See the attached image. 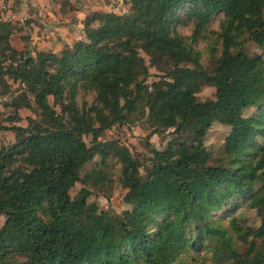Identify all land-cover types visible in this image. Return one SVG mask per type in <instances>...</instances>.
<instances>
[{
  "label": "trees",
  "instance_id": "obj_1",
  "mask_svg": "<svg viewBox=\"0 0 264 264\" xmlns=\"http://www.w3.org/2000/svg\"><path fill=\"white\" fill-rule=\"evenodd\" d=\"M129 1L131 11L124 15L95 12L96 27L87 18L85 40L61 56L13 48L11 23L0 21V88L6 93L10 82L19 84L11 105L20 109L30 93L48 118L45 126L33 120L29 127L12 126L15 144L0 148L5 217L0 264H184L183 256L202 246H208L215 264H264V187L256 192L252 187L264 182V155L252 159L250 154L256 137H264V61L243 53L239 42L248 35L264 43V0ZM184 7H189L188 21L196 24L193 39L216 14L224 17L221 53L212 71L181 66L194 59L191 44L176 31ZM141 51L155 64L166 59L174 65L167 77L153 82L151 92ZM203 81L215 88V100H199ZM81 92L94 93L100 108L81 110ZM156 92L162 95L155 98ZM136 107L141 114L148 108L155 124L193 140L168 152L154 150L146 176L137 159L117 149L124 200L134 211L98 213L87 207L88 189L74 198L70 190L82 181L99 137ZM250 108L258 111L244 117ZM215 122L231 126L244 146L213 162L204 139ZM235 195L250 196L248 207L262 221L261 241L250 240L235 217L230 228L212 220ZM239 245L247 249L242 252Z\"/></svg>",
  "mask_w": 264,
  "mask_h": 264
},
{
  "label": "rangeland",
  "instance_id": "obj_2",
  "mask_svg": "<svg viewBox=\"0 0 264 264\" xmlns=\"http://www.w3.org/2000/svg\"><path fill=\"white\" fill-rule=\"evenodd\" d=\"M28 3L33 7L34 13L30 17L29 8L26 6ZM45 3L48 4L47 7L50 10L43 7ZM23 4L24 7H22ZM54 9L62 15L52 16L49 14L50 12L55 13ZM188 9L189 7L181 9L176 31L188 44H191L194 49V59L181 64V66L212 71L217 65V59L221 53V42L218 33L221 30L220 27L224 17L222 13L216 14L200 35L193 39L196 24L188 21ZM130 11L129 0H3V5L0 7V21L11 23V45L13 48L20 51L27 50L33 55L38 52H53L54 48H59L60 51L56 54L61 56L64 50L71 48L77 41L85 40L84 22L87 18L91 19L93 26L96 27L99 24L98 19L94 20L92 18L95 12L124 15ZM39 16L41 17L39 18ZM65 17L68 19V28H72L71 37L68 36L67 30L62 29L59 33H56L55 28L52 26L53 22L62 23L65 21ZM76 20L81 21L77 24ZM81 23L82 25H79ZM64 36L67 37L65 41L60 42L57 46L56 39L58 37L64 38ZM239 42L242 43L243 53L253 59L264 61V43L259 44L249 38L248 35L239 39ZM140 53L149 66L150 76L146 85L149 92H151L153 82L167 77L174 65L166 59H162L155 64L150 56L143 51ZM2 60L4 59L0 58V62ZM10 84V91L6 90V93H4V89L0 88V148L15 144V132L9 129L12 126L29 127L30 120L45 126L48 121L47 113L36 105L34 96L30 93H27L29 102L24 103L23 107L18 109L12 106V99L18 96L21 88L19 84L12 82ZM156 94L155 98L162 95L157 92ZM142 96L147 99L148 93L144 91ZM197 96L202 102L215 100V88L203 81ZM77 102L81 110H89L90 107L100 108L96 102L95 94L92 92H81ZM50 104L59 115H62L61 108L54 104L52 98H50ZM257 111V108H250L244 110L242 115L249 117ZM125 112L126 120L124 122L114 124L99 137L97 151L92 160L81 171L82 181L76 183L70 190V194L74 198L79 195L83 188L88 189L90 195L87 200V207L98 213L107 211L124 216L134 211L124 200L127 189L122 181V163L119 161L118 156L114 154L117 149H124L128 151L132 158L137 159L141 163L140 172L142 176H146L147 171L144 167L151 166L152 161L155 159L154 150L168 152L171 148L173 150L177 149L182 143L193 140L190 134L177 133L174 127L155 124L149 118L148 108H146L144 114H141L137 107L134 111L127 112L126 110ZM84 139L89 146H92L90 136H85ZM255 140L256 142L250 150L252 159L264 155V137L257 136ZM204 143L213 162L221 161V159L225 160L227 157L235 155L244 146L233 135L232 127L220 122H215L206 132ZM102 150L106 153L103 154ZM252 187L256 192L264 187V182L256 181ZM249 201V195L233 196L219 211L213 213L212 220L221 221L225 227L230 228L231 220L235 217L236 223H240L247 232H250V240L261 241V217L255 210L248 207ZM4 226L5 217L0 213V234L3 233ZM235 237L238 238V236ZM240 242L239 239L238 243L240 244ZM239 249L243 252L247 249V245L244 248L239 245ZM182 261L184 264H215L208 246H202L195 251H191L183 256ZM159 264L178 263L160 261Z\"/></svg>",
  "mask_w": 264,
  "mask_h": 264
},
{
  "label": "crops",
  "instance_id": "obj_3",
  "mask_svg": "<svg viewBox=\"0 0 264 264\" xmlns=\"http://www.w3.org/2000/svg\"><path fill=\"white\" fill-rule=\"evenodd\" d=\"M3 5V0H0V7ZM26 6H28V8H29V10H28V13H29V17H30V15L32 16L34 13H33V7L30 5V3H28ZM48 6V4L47 3H45V4H43V7H47ZM22 7H24V4L22 5ZM48 8V7H47ZM49 9V8H48ZM55 9H58V8H55ZM54 9V10H55ZM50 10V9H49ZM59 11V10H58ZM76 13H79V12H77V11H75ZM16 13H17V11H16ZM49 14H51L52 16H61L62 14L60 13V12H57L56 10H55V13L53 12V13H49ZM81 15H82V13H80ZM13 17H15V16H13ZM41 16H39V18H40ZM64 20L65 21H63L62 23H56V22H53V24H52V26L55 28V31H56V33L58 32H60V30H62V29H65V30H67V34H68V36H72V34L70 33V32H72V28H68V25H67V21H68V19H67V17H65L64 18ZM81 21V20H80ZM79 21V22H80ZM78 22V20H76V23L78 24L79 23ZM32 25H34V24H32ZM58 25H61V26H58ZM79 25H82V23L81 24H79ZM69 32V33H68ZM67 37L66 36H64V38H57L56 39V41H57V46H58V44H60V42H62V41H65V39H66ZM60 50H59V48H54L53 49V52H55V53H58Z\"/></svg>",
  "mask_w": 264,
  "mask_h": 264
}]
</instances>
